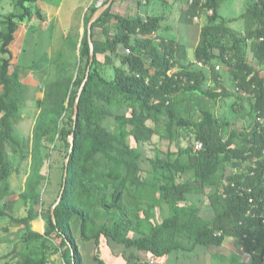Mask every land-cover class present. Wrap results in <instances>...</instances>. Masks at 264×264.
Wrapping results in <instances>:
<instances>
[{"label":"trees","instance_id":"1","mask_svg":"<svg viewBox=\"0 0 264 264\" xmlns=\"http://www.w3.org/2000/svg\"><path fill=\"white\" fill-rule=\"evenodd\" d=\"M37 1L16 0L20 10L6 15L0 29V198L9 191L11 168L4 150L14 141L10 120L22 88L18 69L11 70L9 47L19 24L34 15L42 17L32 7ZM223 1L188 2L180 20L190 24L196 15L212 10L201 27L194 60L201 67L215 59L226 64L238 90L252 98L254 117L249 127L234 126L224 137L228 122L223 125L206 102L207 97L220 94L203 88L204 68L189 64L167 74L184 46L171 38L152 36L157 35L164 16H125L113 11L118 2L113 0L92 25V63L86 24L80 48L84 69L76 78L63 76L45 84L33 127L31 167L19 195L27 213L12 219L24 225V242L40 244L36 252H20L18 264H83L75 232L82 242H94L95 264H107L100 256L102 239L131 257L142 252L162 259L171 254L189 257L197 247L221 246L227 238L242 242L250 255L245 264H264V75L245 55L249 40L253 57L264 64V0H255L242 14L243 36L233 32L220 15ZM96 28L102 31V39L97 38ZM120 46L130 52L121 60L127 70L116 67L109 80L100 71L99 55L111 61L120 55ZM89 65L74 122V103ZM212 69L217 80L219 74ZM68 112L65 123L58 126ZM183 130L192 131V144L200 141V150L179 144ZM56 132L67 149L57 195L40 213L45 222L40 233L32 229V222L39 215L35 207L43 203L42 189L48 179L45 151ZM155 135L167 138L176 150L154 147L155 154L148 155L144 145ZM61 191L54 221L51 207ZM201 195L208 200L210 217L201 214L195 201ZM164 205L168 212L157 220L156 210ZM0 215H6L5 210L0 209ZM53 253H60L62 261L51 260Z\"/></svg>","mask_w":264,"mask_h":264},{"label":"rangeland","instance_id":"2","mask_svg":"<svg viewBox=\"0 0 264 264\" xmlns=\"http://www.w3.org/2000/svg\"><path fill=\"white\" fill-rule=\"evenodd\" d=\"M254 1H223L219 13L227 21L228 27L233 32L241 36L245 34V23L242 14L246 11L247 6ZM15 2L16 0H0V29L4 28L3 21L6 15L20 10V8L15 7ZM79 2L80 9L78 13L75 11L73 18L64 16L61 23L56 17L51 19L48 25L39 21H35V24L32 25L29 24V21L19 24L15 38L9 47L12 54L11 70L18 69L22 88L18 93L16 109L10 120L14 141L8 142L4 150L6 160L11 168V178L8 193L0 198V209L6 212V215H0V264H18L21 259L20 252H36L39 250V242L27 243L23 241L25 227L22 224H15L12 219L21 218L27 213V206L19 195L24 188L31 167L33 127L40 111L41 100L44 97L45 84L63 76L76 78L81 72L79 70L84 69L85 60L81 57L80 48L85 25L88 24L91 16L96 11H93V9H97L100 4L106 3V0H79ZM188 2L189 0H118L113 7V11L125 16L135 14H141L144 17L164 16L157 35L153 34L152 36L171 38L175 43L184 46L183 51H180L175 69L189 64L196 68L199 65L194 60L193 50L199 42L201 27L206 23L207 16L210 14L205 11L204 14L200 13L198 15L199 20H194L190 24L183 23L180 20V15L186 9ZM40 4L42 3L33 4L32 7L34 9L38 8ZM36 17L34 15L31 19ZM96 33L97 38L102 39L104 37L99 28H96ZM127 49L120 46V55L112 57L111 61H107L104 54L99 55V59L103 62L100 71L104 77L109 80L113 79L116 67L127 70L126 65L121 62L125 56L130 54ZM245 55L247 61L260 69L262 75H264V64H259L253 57L249 40L246 41ZM217 65L220 67L219 69L216 68ZM212 66L219 74L217 80L212 77ZM201 68H204L207 74V81L203 88L220 94L218 98L214 99L207 97L206 102L208 108L223 125L228 122L224 125V137L227 136L229 129L234 126L248 128L254 117L250 114L252 98L247 93L238 90L226 64L219 59H215L211 65ZM1 92L2 87L0 86V94ZM122 109L129 111L128 106H122ZM68 116H70V112L60 121L58 126L61 127L62 122L65 123ZM194 116L196 117L197 113ZM111 123L112 121H109L108 125L111 126ZM192 138L191 130H183L179 144L181 146L190 145L192 144ZM194 145L195 143L192 144L193 150ZM154 147L162 151H166L169 147L171 150H176L175 145H169L167 138H160L158 135L153 136L151 143L144 145L148 155L155 154ZM66 149V144L56 132L50 147L45 151L49 154L46 168L48 179L44 182L42 189L43 203H38L35 207L39 214L38 218H41L40 213L49 207L57 195L61 165ZM229 171L230 167H227L226 172ZM12 174L15 178L12 177ZM195 201L201 214L210 217L211 211L207 207L208 200L206 196H198ZM5 203L8 204L6 207ZM167 212L165 205L163 208L157 209L156 219L160 220ZM33 230L35 229L33 228ZM75 237L82 254L83 264H95L93 260L94 242H82L77 232H75ZM198 254L200 261L191 259L187 262H177L176 255L171 254L165 258L156 259L157 263L153 259H142L141 262V259L137 258L138 253H136V257H131L128 253L123 254L121 247L114 243L107 242L105 239L100 242V256L107 264H245L250 258V255L244 251L242 242L234 238H227L221 246L200 247ZM136 258L140 262H137ZM51 260L61 262L60 253H53Z\"/></svg>","mask_w":264,"mask_h":264},{"label":"crops","instance_id":"3","mask_svg":"<svg viewBox=\"0 0 264 264\" xmlns=\"http://www.w3.org/2000/svg\"><path fill=\"white\" fill-rule=\"evenodd\" d=\"M40 2L42 4H40L38 9L40 10L42 17L41 18L36 17L34 19H31L29 21V24H31V25L35 24V21H39L42 24L48 25L51 22V19H54L56 17H57V19L60 20L59 23H61L62 18L64 16H66L67 18H69V17L73 18L75 11L78 13V11L80 9L79 0H56L55 2H54V0H38L35 4L38 5V3H40ZM77 17H78V15H77ZM36 221H44V220L42 218L37 217L33 222H36ZM44 230H45V228L43 227V231ZM35 231H37V230H35ZM43 231H37V232L43 233ZM200 247H203V246L197 247L196 251L189 257H186V256L177 257V262H187L188 260H191V259H195V260L197 259L198 261H200V257L198 254ZM137 256H138L137 258L141 259V262H142V259H147V260L153 259L154 261H156V259L151 258L142 252H138ZM156 263H157V261H156Z\"/></svg>","mask_w":264,"mask_h":264},{"label":"water","instance_id":"4","mask_svg":"<svg viewBox=\"0 0 264 264\" xmlns=\"http://www.w3.org/2000/svg\"><path fill=\"white\" fill-rule=\"evenodd\" d=\"M113 0H108L106 3L104 4H100L98 6V8L96 9V11L93 13V15L91 16L88 24H87V29H88V36H89V45H90V63H92L93 61V55H94V49H93V43L91 41V28H92V25L94 22L97 21V19L103 14V12L111 5ZM89 69H90V65L88 67V70H87V73H86V78L83 80L79 90H78V93H77V97H76V100H75V103H74V113H73V119H74V122L76 121L77 119V114H78V103H79V99H80V96H81V93H82V90L84 88V85H85V82L87 80V76H88V73H89ZM70 145L72 146L73 145V142H74V135L71 134L69 136V139H68ZM65 164L67 165L68 164V158H66L65 160ZM66 174H67V170H65V173H64V185H63V188L65 187V181H66ZM12 177L15 178L14 174H12ZM63 191V190H62ZM62 191L61 193L59 194L56 202L53 204V206L51 207V214H52V218L53 220L55 221V216H54V209L55 207L58 205V203L60 202L61 200V196H62Z\"/></svg>","mask_w":264,"mask_h":264},{"label":"built area","instance_id":"5","mask_svg":"<svg viewBox=\"0 0 264 264\" xmlns=\"http://www.w3.org/2000/svg\"><path fill=\"white\" fill-rule=\"evenodd\" d=\"M193 0H189V3H191ZM206 2V0H201V3H200V5L201 4H203V3H205ZM206 12H208L209 14H211L212 13V10L211 9H206ZM194 20H199V16L198 15H196L195 17H194ZM127 51L129 52V49H127ZM200 64V63H199ZM201 65V64H200ZM216 68L218 69L219 68V66H216ZM175 68H173V69H171V70H169L168 72H167V74L168 75H171V74H173L174 72H175ZM202 148V143L200 142V141H195V145H194V150L195 151H197V150H200Z\"/></svg>","mask_w":264,"mask_h":264},{"label":"bare ground","instance_id":"6","mask_svg":"<svg viewBox=\"0 0 264 264\" xmlns=\"http://www.w3.org/2000/svg\"><path fill=\"white\" fill-rule=\"evenodd\" d=\"M44 221H38L36 224L33 225V228L37 231H43Z\"/></svg>","mask_w":264,"mask_h":264}]
</instances>
